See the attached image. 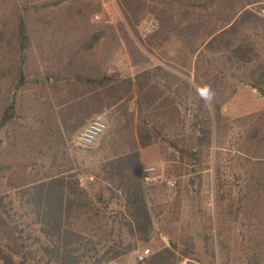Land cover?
I'll return each instance as SVG.
<instances>
[{
	"label": "rangeland",
	"instance_id": "1",
	"mask_svg": "<svg viewBox=\"0 0 264 264\" xmlns=\"http://www.w3.org/2000/svg\"><path fill=\"white\" fill-rule=\"evenodd\" d=\"M170 2L166 6L160 1L153 11L155 17L159 14L167 18L166 28L177 30L178 37L160 38L153 33L154 29L145 39L140 34L119 39L112 36L111 22L103 25L93 21L94 14L107 18L106 11L112 6L108 0H0V31L2 22L8 28L15 24L17 12L24 17L31 38V46L24 50L27 59L22 61L18 50L15 51L9 60L4 58L7 68L4 70L9 72L5 77L0 76V110L5 100L15 104L11 123L0 127V160L6 158L12 165L11 174L0 176V192L14 194L17 185L44 177L51 166L55 170L56 166L66 164L71 174H79L119 146L124 150L136 147L143 167L156 168L157 181L148 185L154 187L152 204L164 210L155 219L156 245L175 243L176 256L183 251L188 255L189 249L190 259H181L182 264H264V148H257L247 140L251 128L264 126V96L232 73L227 65L223 66L211 52L202 49L199 55L189 57L184 42L188 34V22L184 21L188 18L183 15L185 7ZM245 3L247 0H208L206 9L194 10L207 12L208 19L218 17L219 23L221 18L230 15L229 8L237 9ZM115 4L122 13V2L114 0L116 16ZM144 6L141 2L136 18L149 22L152 16L147 15ZM259 6L264 7V0L247 8L254 12L264 9H257ZM97 33L101 38L96 45L90 49L81 45L82 41L90 42ZM53 38H57L58 44L51 48L48 40ZM75 50L84 55L89 65L98 67L108 76L115 79L138 76L137 82L145 84L144 87L156 84L162 93L148 106L142 97L144 91L135 85L124 98L123 123L127 121L128 125L120 129L115 125V109L90 114L86 124L101 116L107 128L89 147L77 144L76 136L82 127L71 137L65 135L64 142L60 140L56 160L44 154L22 156L16 147L8 152L16 155L4 157L9 137L18 133L25 135L38 126L35 114L38 100L40 103L43 100V96L38 95H44L47 85L35 84L34 80L41 81L48 66L61 67ZM188 81L195 87L211 85L216 93L213 104L220 110L219 121L211 126L207 155L196 165L189 164L187 158L181 159L172 145L176 142L181 147L184 143L181 140L186 141L189 135L195 134L196 124L207 117L209 108L188 89ZM74 87L69 85L65 92L64 87H59L55 91L54 107L50 111L54 116L51 117L52 127L59 126L57 115L72 103L66 102L67 107L59 109L60 103L69 100L67 96L75 95ZM139 128L149 130L151 136L145 147H140ZM102 137L107 140L103 146L100 145ZM256 159L262 160L260 165L256 164ZM81 175L84 180L89 177ZM206 236L209 237L207 243ZM146 249L150 255L151 246H145ZM135 263L133 254L118 264Z\"/></svg>",
	"mask_w": 264,
	"mask_h": 264
},
{
	"label": "trees",
	"instance_id": "2",
	"mask_svg": "<svg viewBox=\"0 0 264 264\" xmlns=\"http://www.w3.org/2000/svg\"><path fill=\"white\" fill-rule=\"evenodd\" d=\"M123 1L130 18L139 22L142 17H136L141 2L120 0ZM261 1L247 0L240 8H229L227 11L230 15L219 23L214 18L204 22V15L203 26H193L203 29V37H187L184 42L188 46L189 57L199 55L202 49L211 52L222 61L223 66L227 65L232 73L264 96V14L247 8L258 5ZM261 8L264 7H257ZM185 11L184 17L196 15L192 7L188 8V15ZM121 12L126 16L122 6ZM15 16L16 21L11 28L2 22L1 77L9 72L4 70L7 69L4 58L9 60L18 50L24 61L28 55L24 50L31 46L24 17L17 12ZM157 19L160 29L166 27L167 18L158 14ZM247 32L251 35L245 36ZM100 38L101 34L97 33L90 42L82 41L81 45L90 49ZM48 43L51 48L57 47V38L49 39ZM68 57L59 68L46 67L41 81L34 80L35 84L47 85L44 95H38L43 96L41 103L38 100V111L35 114L38 126L36 129L31 128L25 135L18 133L9 137L8 151L4 157L16 155L8 153L16 147L22 156L25 153H29L31 157L44 154L51 155L56 160L59 152L57 146L60 145V140H65V136L52 127L54 122H51L54 93L59 87L75 86V106L79 107L82 116L76 128L81 127L90 114L102 113L110 108L117 112L116 127L120 129L126 125L127 121L123 123L124 98L135 85L140 86V91H144L142 97L148 106L155 102L158 93H162L156 84L144 87L145 84L137 82L138 76L115 79L102 73L98 67L89 65L79 50ZM22 68L21 65L20 72ZM71 80L74 84L69 83ZM188 89L197 95L196 87L189 81ZM201 102L204 103L202 100ZM2 107L0 127L11 123L15 113L14 101L5 100ZM42 110L46 113H42ZM219 118L220 110L214 103L208 109L207 117L196 124L195 134L189 135L186 141L182 139L184 143L181 147L173 142L181 159L187 158L189 164L196 165L207 155L211 145V126ZM138 130L140 147L149 145V130ZM247 140L257 148H264V126L255 125L251 128L247 132ZM106 141L102 137L100 145L103 146ZM3 159L0 160V176L12 173L11 163L6 158ZM261 161L256 159V164ZM65 166L66 164H60L55 170L51 166L44 177L27 183L26 180L17 185L14 194L5 195L0 192V264H118L133 254L135 264H182L181 259L189 261V249L188 255L183 251L176 256L175 243L168 242L167 245L158 246L154 242V239H158L155 219L164 210L152 204L151 192L154 187H149L143 181V165L138 148L124 150L119 146L98 164L82 170L80 176L71 174V169H66ZM81 173L89 175L90 179L85 184L81 182ZM12 215L18 217L13 219ZM20 225L24 228H19ZM204 241L207 243L209 237L206 236ZM145 246H151L152 252L143 261H138L137 255L143 252Z\"/></svg>",
	"mask_w": 264,
	"mask_h": 264
},
{
	"label": "crops",
	"instance_id": "3",
	"mask_svg": "<svg viewBox=\"0 0 264 264\" xmlns=\"http://www.w3.org/2000/svg\"><path fill=\"white\" fill-rule=\"evenodd\" d=\"M128 1H132V0H128ZM137 1L144 2V5H145L144 8L146 9L147 15L152 16L151 17L152 19H149V22H151L155 25V32H153V33H155L158 37L163 38V39L178 37V35L176 34L177 30H175L173 28L168 29L166 27L165 28L163 27V29H160V23H159L157 17H155V13L153 11L156 8H158L157 4H160V1L163 2V4H165L166 6H169V3H171L170 1H173L174 2L173 4H175L177 6L185 7V10H186L185 13L187 15H188V8H190V7L197 8V9L205 7V9H206L208 6V0H137ZM109 3H111L112 6H110V9H108V10L106 9L107 10L106 13H107V19L111 22V28L110 29L112 30V33L114 34V35H112L113 37H116L119 39L134 38L135 36H137V34L138 35L140 34V32L142 30L141 27L142 26L144 27L146 25V23H149V22H147L148 20H146V19H143L139 22L132 20L129 16L130 14L128 12L127 6L125 5L124 1L122 2L121 6H122L123 10L125 11L126 16L129 17L128 20L125 18V16L122 13H120L116 4H115V6H116V9L118 10V15L115 16L114 12H113L114 11L113 10L114 0H108V4ZM216 6H217V3H216ZM191 11H193V10H191ZM194 13L196 14L195 16L189 15L188 20L187 19L184 20V21H186V23L188 22V35L186 34L185 37L201 38V37H203V35H202L203 29L202 28L198 29V28H195L193 26H195V24H199V25L203 26L202 17L205 14L204 22H206L208 20V15H207V12L203 13V11H200V12L194 11ZM189 14H191V13H189ZM197 14L199 16H197ZM192 17H195V19ZM214 20L216 22H218L220 19L217 17V18H214ZM128 23H130V24H128ZM160 31H163V32H160ZM106 75H109V74H106ZM175 77H174V80H175ZM67 82H69V81H67ZM69 83H72V80ZM68 88L69 87L65 86L64 92ZM67 98L70 100V102H72V103L67 102V103H70V106H69L70 108L66 106V103H60L58 105V106H61V107H59V109L60 108L63 109V107H67V108L60 111V114L57 115V117H56L57 123H58V121H60L58 123L59 126L57 127V129L64 136L69 135V134H71L73 136L82 127H84L86 125V120H88V118H90V116L86 117V120L84 119L85 123H83V125L81 127L76 128L78 126V124L80 123V120L82 119L80 109H79V107H76L75 104L73 105V103L76 101L73 94H71V96H67ZM88 107L90 108V102H89ZM113 109L114 108H110V109L106 110L105 112L111 111ZM89 179L90 178H86V180H84V178H82V180H81L82 184H85L87 182V180H89Z\"/></svg>",
	"mask_w": 264,
	"mask_h": 264
},
{
	"label": "built area",
	"instance_id": "4",
	"mask_svg": "<svg viewBox=\"0 0 264 264\" xmlns=\"http://www.w3.org/2000/svg\"><path fill=\"white\" fill-rule=\"evenodd\" d=\"M264 14V10L260 11ZM93 21L99 24L108 25L110 21L107 18H103L100 14L93 15ZM155 25L151 22L146 23L140 32V37L142 39L147 38L149 33L153 32ZM107 125L105 120L101 116H96L92 118L77 134L76 141L77 144L82 147L91 146L95 140L100 137L106 130ZM143 181L146 185H152L157 181L155 176L156 168L154 166L143 167ZM149 255V250L146 249L137 256L138 261H143Z\"/></svg>",
	"mask_w": 264,
	"mask_h": 264
},
{
	"label": "clouds",
	"instance_id": "5",
	"mask_svg": "<svg viewBox=\"0 0 264 264\" xmlns=\"http://www.w3.org/2000/svg\"><path fill=\"white\" fill-rule=\"evenodd\" d=\"M196 93L204 102L205 107L211 109L215 100L216 93L211 85L203 84L196 87Z\"/></svg>",
	"mask_w": 264,
	"mask_h": 264
}]
</instances>
